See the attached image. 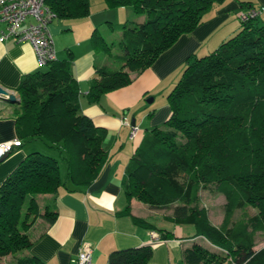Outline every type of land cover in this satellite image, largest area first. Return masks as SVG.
<instances>
[{
	"label": "trees",
	"instance_id": "1",
	"mask_svg": "<svg viewBox=\"0 0 264 264\" xmlns=\"http://www.w3.org/2000/svg\"><path fill=\"white\" fill-rule=\"evenodd\" d=\"M224 0H103L107 9L129 7L141 21L115 23L120 32L119 51L94 28L90 41L95 50L119 63L114 69L95 66L87 99L99 103L105 93L132 82L131 74L149 68L180 36L193 31L203 16ZM53 18L78 19L89 14L88 0H44ZM249 6L250 1H241ZM217 47L202 56L186 58L182 73L166 95L170 113L160 126L143 135L129 157L121 185L127 205L122 213L146 229L156 227L131 215L134 198L149 207L174 204L175 223H192L193 241L183 252V264H264V24L250 17ZM70 58L54 59L44 68L25 75L16 92L19 101L8 103L17 113L21 147L42 140L65 162L61 181L58 158L32 151L0 184V264H42L34 256H14L31 245L26 228L37 216L51 222L55 210L39 211L37 195L55 194L59 187H82L99 177L108 158L103 148L105 129L82 113L79 85ZM151 113V112H150ZM69 188V187H68ZM213 189L224 196L223 217L213 225L200 205V191ZM255 209L251 213L249 209ZM236 212L238 215L235 217ZM161 240L174 238L157 229ZM152 243L111 251L107 264H147ZM218 249V251L216 250Z\"/></svg>",
	"mask_w": 264,
	"mask_h": 264
},
{
	"label": "crops",
	"instance_id": "2",
	"mask_svg": "<svg viewBox=\"0 0 264 264\" xmlns=\"http://www.w3.org/2000/svg\"><path fill=\"white\" fill-rule=\"evenodd\" d=\"M225 1L222 7L207 14L211 15L210 18L204 19L190 33L180 36L149 68L138 74L132 73L129 85L103 94L99 103L88 102L86 95L94 68L105 65L116 69L119 63L108 53L97 52L91 44L90 36L93 29H98L104 22L110 27L112 23H119L118 13L121 10L115 8L113 12H108L110 10L105 8L103 0H89V14L86 17L54 18L49 22L48 29L56 59L69 58L70 53L72 72L79 85L82 113L91 118L95 126L106 131L102 146L108 152V158L99 177L91 184L76 188L61 186L55 194L36 196L39 211L42 212L43 207L48 205L55 210L56 216L51 222L37 216L26 228L31 245L14 256H34L42 264H73L80 244L86 241L92 247L91 264H107L108 254L113 250L152 243L153 253L147 264H183L184 250L193 241L201 242L200 238L188 232L190 226H177L168 217L172 214H163L167 221L174 223V238L153 242V238H160L156 229L139 226L129 215L122 213L127 200L121 181L126 163L143 135L152 127L160 126L168 117L170 108L166 95L179 79L186 58L209 53L240 28L241 22L235 18L234 13L244 8L239 7V0ZM246 1H250L253 8L257 4L256 7L264 9V0ZM255 17L257 21L261 19L264 22L261 13ZM43 68L37 63L27 41L16 43L8 39L0 42L1 87L16 92L25 75ZM0 113V144L16 140L19 136L16 128L18 114L3 100H0ZM123 119L134 121L138 128L134 137L130 135V126L123 124ZM39 150L50 155L54 151L40 139L15 147L13 152L0 161V184L26 154ZM59 169L61 181H66L65 162L59 165ZM40 199L43 201L42 206ZM148 207L134 198L130 201L131 215L147 222L149 212L153 211H149ZM151 208L157 211L166 209ZM167 208L174 210V204ZM153 213L160 215L159 211ZM161 229L170 231L171 227L168 224ZM8 261H13L12 256L0 260L1 263Z\"/></svg>",
	"mask_w": 264,
	"mask_h": 264
},
{
	"label": "built area",
	"instance_id": "3",
	"mask_svg": "<svg viewBox=\"0 0 264 264\" xmlns=\"http://www.w3.org/2000/svg\"><path fill=\"white\" fill-rule=\"evenodd\" d=\"M254 16L256 11L250 10L248 13H241L240 20ZM53 17L44 0H0V42L8 39L16 43L27 41L34 51L37 63L44 66L56 58L53 39L48 29ZM8 92L19 100L17 92ZM122 122L130 126V135L134 137L138 131L137 126L131 125L127 119ZM18 144V139L0 144V158ZM158 240L159 237L152 239L153 242ZM91 260L92 247L84 241L80 244L73 264H91Z\"/></svg>",
	"mask_w": 264,
	"mask_h": 264
},
{
	"label": "rangeland",
	"instance_id": "4",
	"mask_svg": "<svg viewBox=\"0 0 264 264\" xmlns=\"http://www.w3.org/2000/svg\"><path fill=\"white\" fill-rule=\"evenodd\" d=\"M241 3V1L247 2L246 0H239ZM89 2V0H88ZM226 1L224 0L221 3H215V5H213V7L203 16V20H207L208 18L211 17V15H207L209 12L210 14L215 12L218 8L222 7L224 5ZM250 5L252 6V3L250 2ZM254 5V4H253ZM257 4L254 5L253 7L249 6H245V5H241L240 4V8H244V10L240 11L239 13H234L235 18H237L238 21L240 20V14L241 13H248L250 10H255L256 11V15L258 16L261 13V17H263L264 19V9L263 8H259L256 7ZM260 5V4H258ZM110 11L108 12H113L112 9H109ZM114 10V9H113ZM119 11L118 13V19H119V23H124L127 22L129 24H131L132 21H134L133 19H136L137 21H141L144 19V15H140V16H136L132 10L129 7H121L118 8ZM129 12V13H127ZM110 15H112V13H110ZM129 17V18H128ZM54 19V18H53ZM259 20V19H258ZM258 24H264V22L260 19L259 21H257ZM115 23V22H114ZM113 24V23H112ZM99 33L104 37L105 41L107 42V44H109V46H111V51L113 53H117L119 52L120 49V45H119V41H120V32L117 31L116 29H113L112 27L109 26L108 23L104 22L102 24V26H99L98 28ZM219 44H217L218 46ZM216 46V47H217ZM97 52L102 53L103 51L101 49H98ZM1 114V113H0ZM39 152L45 154V155H50L48 153H45L46 151H41L39 150ZM53 156L57 157L56 152L53 151ZM61 163H64V161L62 159L58 158V165H60ZM60 170V169H59ZM223 201H224V196L219 193L214 191L213 189H206V190H201L200 191V205H203L207 208L208 213H209V220L213 225H216L218 223H220L221 218L223 217ZM40 205L42 206L43 201L41 202V199L39 200ZM150 210L149 212V222L151 224H153L157 229H161L163 228L164 225L168 224L171 227V232L173 231V222H169L166 220V218L163 216V214H173V209L171 208H166L163 210H158L160 212V215H154L153 212H158L156 209H152L151 207H148ZM249 211L251 213L255 212V209L250 208ZM238 215V212H236L235 217ZM177 224V226H190V230H188V232L194 233V227L192 225V223H175ZM174 232V231H173ZM188 234V235H190ZM256 246L255 248H259L264 244V233H257L256 235ZM201 243L204 246H207L210 249H213L212 246L210 244H208L204 239L201 240ZM218 251V249H216ZM176 264H181V263H176ZM221 264H233L232 261L230 259L223 261Z\"/></svg>",
	"mask_w": 264,
	"mask_h": 264
},
{
	"label": "water",
	"instance_id": "5",
	"mask_svg": "<svg viewBox=\"0 0 264 264\" xmlns=\"http://www.w3.org/2000/svg\"><path fill=\"white\" fill-rule=\"evenodd\" d=\"M0 100H3L5 102H9V103H15L18 102L19 100H17V98H15V96L12 93H9L8 90H6L5 88L0 86ZM131 125H135L134 121L131 120ZM7 156V154L3 155L0 158V161H2L3 159H5Z\"/></svg>",
	"mask_w": 264,
	"mask_h": 264
}]
</instances>
